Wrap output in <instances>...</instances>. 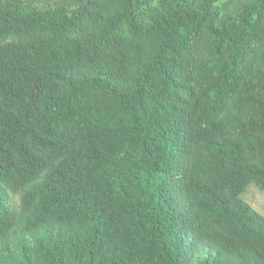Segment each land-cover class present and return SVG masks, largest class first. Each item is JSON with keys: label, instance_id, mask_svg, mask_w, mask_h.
Here are the masks:
<instances>
[{"label": "trees", "instance_id": "16d2710c", "mask_svg": "<svg viewBox=\"0 0 264 264\" xmlns=\"http://www.w3.org/2000/svg\"><path fill=\"white\" fill-rule=\"evenodd\" d=\"M264 0H0V264H264Z\"/></svg>", "mask_w": 264, "mask_h": 264}, {"label": "rangeland", "instance_id": "374dc122", "mask_svg": "<svg viewBox=\"0 0 264 264\" xmlns=\"http://www.w3.org/2000/svg\"><path fill=\"white\" fill-rule=\"evenodd\" d=\"M245 200L261 215L264 216V193L255 185H251L245 194Z\"/></svg>", "mask_w": 264, "mask_h": 264}]
</instances>
